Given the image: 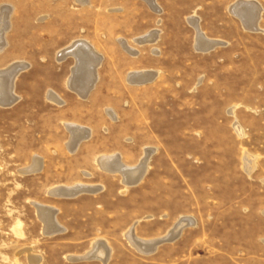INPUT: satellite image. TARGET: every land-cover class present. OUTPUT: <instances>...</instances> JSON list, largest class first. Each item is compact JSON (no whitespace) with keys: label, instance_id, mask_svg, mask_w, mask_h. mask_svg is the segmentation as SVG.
Wrapping results in <instances>:
<instances>
[{"label":"rangeland","instance_id":"obj_1","mask_svg":"<svg viewBox=\"0 0 264 264\" xmlns=\"http://www.w3.org/2000/svg\"><path fill=\"white\" fill-rule=\"evenodd\" d=\"M256 1L261 30L252 31L229 10L235 0H155L159 12L145 0H0V13L13 8L0 69L29 64L15 81L20 98L0 104V264H31L26 248L38 264H102L68 259L98 239L113 249L107 264H264V0ZM192 15L223 42L195 47ZM155 28V41L133 40ZM77 39L103 54L86 97L66 81L74 56H58ZM141 69L157 75L128 80ZM50 89L62 102L48 98ZM66 123L91 128L75 151ZM147 149L153 153L137 185L96 161L120 153L135 166ZM36 155L42 168L22 173ZM84 182L102 189L49 193ZM33 202L56 208L65 230L44 234ZM185 217L194 224L152 253L125 237L135 226V237L159 239Z\"/></svg>","mask_w":264,"mask_h":264},{"label":"bare ground","instance_id":"obj_2","mask_svg":"<svg viewBox=\"0 0 264 264\" xmlns=\"http://www.w3.org/2000/svg\"><path fill=\"white\" fill-rule=\"evenodd\" d=\"M76 1L79 2L80 4H87L89 0H76ZM145 1L152 8L157 10V12L161 10V8L159 7L158 3L155 2V0H145ZM262 8H263L262 5L259 4L256 0H235V2L230 6L229 10L241 20L244 27L251 29L253 31V30H259V29L261 30V27L259 25V19H260V12L262 11ZM12 11H13V8L7 5L3 6L1 9V13H0V52L4 50L8 44L6 34H7V31L11 27L10 16H11ZM188 20L196 30L195 47H197L198 49L205 51L208 48H211L212 46L214 47L215 45L221 44L223 42L222 40L212 39V38L207 37L206 33H204L200 27L198 17H196L195 15H192L191 17H189ZM158 32H159V29L155 28L149 31L147 34L134 38L133 40L139 45L150 43L157 39ZM143 39H145V41H142ZM126 40L124 38L119 40L122 46L124 47V49L126 48L125 50H129L132 53H136L137 48L134 45L126 43L127 42ZM140 40L141 42H144V43H141ZM79 43L82 44L81 42L75 43V45L80 46L81 48L75 47L74 49V52H75L74 57L77 59V64L72 70L73 78H71L72 76H70L69 74L70 77L67 78V84L70 88L75 90V92L80 94L79 96L86 97L91 92V90L94 88L95 84L97 83L96 82L97 75L95 73L94 67H96L97 65L98 66L101 65L102 61H99L98 56L89 50L90 53L87 54V57L90 59V62H89V65L84 68L83 62L85 58L83 54L86 51V46L84 49L83 48L84 46L79 45ZM82 49H83V52H82ZM69 50H70L69 46L62 48L58 52V56L60 57L61 55L64 57V56L69 55L71 53ZM62 59L63 58H61V60ZM28 66L29 64L24 61H14L10 63L9 65H7L6 67L0 69V104H1V107L3 105L5 106L12 105L20 98V96L16 93L15 81L19 73L23 69L27 68ZM156 75H157L156 70H137V71L129 72L128 80L131 82H147L149 80H153ZM48 98H50L53 101L54 100L57 101V103L58 102L60 103L63 100L61 96L58 95L57 92L53 91L52 89H50V91L48 92ZM111 115L112 117L114 116L112 113ZM65 125L70 129L71 134H72L70 140L67 142V145L71 149V151H75L78 148L80 142L84 140L85 138H88L91 135V129L84 127V126H80L79 124L77 125L73 123H66ZM235 126L238 129L240 128V126L238 127L237 123H235ZM152 153H153L152 149H147L145 152V155L141 158L140 162L137 163V165L135 166L134 165L128 166L129 164L126 165L122 161L120 154H101L97 157L96 161L100 168H102L103 170H106V172L108 171L111 173L120 174L121 181L126 186H132V185H137L144 178L147 172V169H148V163H149V159ZM248 158L249 157L247 155L244 158L246 169L251 168V162L249 161ZM42 164H43V161H42L41 156L36 155L33 159V162L30 163L25 168L21 169V172L23 171L22 173H31V171L33 172L37 171L42 168ZM101 189H102V186L100 185H94L91 183L87 184L84 182V183H76L73 185H62L61 184V185L52 187L49 190V193L54 196L75 197L85 192H89V193L99 192V190ZM33 203L37 209L39 218L43 222L42 230L44 234L53 235L55 233L63 232L65 230V228L59 223L57 219L58 210L56 208L50 205L44 204V203L42 204L40 202H33ZM193 224L194 222L192 221L191 217L181 218L179 222H177L176 225H174L173 228L164 237L162 238L159 237V239L153 238V240L137 238L138 237L137 235L135 237V234H134L135 226H133L125 233V237L128 243L132 247H134L137 251H141L143 253H152L161 244V241L163 239L168 240L164 242L174 241L179 237V235L181 234L182 230L185 227L189 225H193ZM23 251L27 252V256L31 264H38L40 262L41 257L38 254L37 255L34 254L30 248H26ZM112 251L113 249L109 246V244L105 240L98 239L95 242H93L92 247L89 250H87L84 254L69 255L68 259L72 261L98 260L102 262V264H107V261H109L111 257Z\"/></svg>","mask_w":264,"mask_h":264},{"label":"crops","instance_id":"obj_3","mask_svg":"<svg viewBox=\"0 0 264 264\" xmlns=\"http://www.w3.org/2000/svg\"><path fill=\"white\" fill-rule=\"evenodd\" d=\"M151 31V30H150ZM148 33V32H147ZM146 33V34H147ZM143 35H145V34H143ZM142 36V35H141ZM138 37H140V36H138ZM135 38H137V37H135ZM125 39V38H124ZM134 39V38H133ZM126 40V39H125ZM127 42L126 43H128V44H131V43H129V41L128 40H126ZM142 41H145V39H143ZM77 42H81L82 44H80L79 43V45H81V46H84L83 48L85 49V46H86V51L84 52V54H83V56H84V62H83V64H84V68L85 67H87L88 65H89V62H90V59L87 57V54H89L90 53V51H92L94 54H96L97 56H98V60L99 61H102L103 60V54H101L97 49H96V47L90 42V41H88V40H86V39H77V40H74V41H72L69 45H67V46H69V51H71V50H73V46L74 47H77V48H81L80 46H77V45H75V43H77ZM140 42H141V40H140ZM141 43H144V42H141ZM73 44V45H72ZM87 44V45H86ZM132 45V44H131ZM67 46H65V47H67ZM64 47V48H65ZM88 47V48H87ZM91 48V49H90ZM61 50V49H60ZM59 50V51H60ZM90 50V51H89ZM74 52V50L73 51H71V53L69 54V55H73L74 56V54H75V52ZM82 52H83V49H82ZM86 54V55H85ZM68 56V55H67ZM75 58V57H74ZM100 58V59H99ZM75 63H74V65L72 66V68H71V71H70V76H72L71 78H73V73H72V70H73V68L75 67V65L77 64V59L75 58ZM97 60V61H98ZM96 61V62H97ZM102 63V62H101ZM100 66V65H99ZM98 65L96 66V67H94V69H95V73H96V75H97V80H98V72L96 71V69L99 67ZM83 68V69H84ZM141 70H144V69H141ZM133 71V70H132ZM69 75H68V77L67 78H69L70 77ZM67 81V80H66ZM97 82V81H96ZM54 91V90H53ZM58 94V93H57ZM59 95V94H58ZM80 125V124H79ZM81 126H84V125H81ZM84 127H87V126H84ZM87 128H89V129H91L90 127H87ZM120 154V153H119ZM121 155V154H120ZM121 157H122V159H123V156L121 155ZM123 161H124V159H123ZM125 162V161H124Z\"/></svg>","mask_w":264,"mask_h":264},{"label":"water","instance_id":"obj_4","mask_svg":"<svg viewBox=\"0 0 264 264\" xmlns=\"http://www.w3.org/2000/svg\"><path fill=\"white\" fill-rule=\"evenodd\" d=\"M212 47H213V46H212ZM74 49H75V47L73 46V50H74ZM73 50H71V51H73ZM71 51H70V52H71ZM164 241H168V240L163 239V240L161 241V243L164 242Z\"/></svg>","mask_w":264,"mask_h":264}]
</instances>
